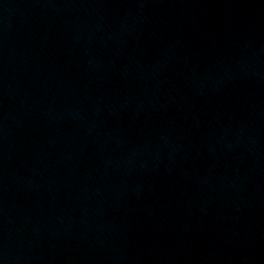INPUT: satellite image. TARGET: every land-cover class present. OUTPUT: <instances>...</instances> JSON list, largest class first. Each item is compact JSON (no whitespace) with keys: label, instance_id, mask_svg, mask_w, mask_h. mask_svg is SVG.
Masks as SVG:
<instances>
[{"label":"water","instance_id":"obj_1","mask_svg":"<svg viewBox=\"0 0 264 264\" xmlns=\"http://www.w3.org/2000/svg\"><path fill=\"white\" fill-rule=\"evenodd\" d=\"M0 264H264V0H0Z\"/></svg>","mask_w":264,"mask_h":264}]
</instances>
